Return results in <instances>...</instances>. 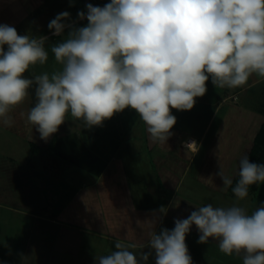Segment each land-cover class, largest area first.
Here are the masks:
<instances>
[{
    "label": "clouds",
    "instance_id": "1",
    "mask_svg": "<svg viewBox=\"0 0 264 264\" xmlns=\"http://www.w3.org/2000/svg\"><path fill=\"white\" fill-rule=\"evenodd\" d=\"M77 15L86 26H75L67 11L50 20L54 36L68 29L50 46L60 67L31 78L25 76L30 67L49 59L48 37L0 24V124L13 125L9 113L31 90L27 122L42 140L57 133L69 113L92 128L130 108L153 143H167L177 122L171 110H191L209 80L236 89L253 76L264 78V0H110L103 7L88 3ZM196 145L192 140L185 147L197 151ZM216 175L224 190L233 185L221 166ZM237 175L232 192L243 201L250 186L264 183V163L244 155ZM193 225L197 243L215 240L221 253L242 257V264H264V204L249 213L238 203L195 206L174 228L152 231L147 251L137 255L116 242L95 264H148L150 257L155 264H193L186 244Z\"/></svg>",
    "mask_w": 264,
    "mask_h": 264
},
{
    "label": "crops",
    "instance_id": "2",
    "mask_svg": "<svg viewBox=\"0 0 264 264\" xmlns=\"http://www.w3.org/2000/svg\"><path fill=\"white\" fill-rule=\"evenodd\" d=\"M109 2L0 0V24L14 26L20 35L48 37V61L31 66L25 76L51 73L60 67L50 46L62 42L68 29L62 36H54L47 27L50 20L67 11L71 22L83 27L87 20H79L78 12H86L88 3L103 7ZM206 86L218 96L196 98L195 105L202 109L195 112L194 118L201 125L190 130L174 125L167 143H153L147 126L130 108L116 113L103 126L92 128L69 113L57 133L42 140L27 122L34 103V92L30 90V95L9 113L13 125L0 124V264H13L11 242L25 235L31 239L36 234L56 235L53 254L46 253L44 258L49 264H78L82 252L85 256L81 262L90 264L94 255H89L88 247L95 245L87 239L91 236L101 247L107 241L120 242L137 255L147 251L152 231L172 229L174 220L186 218L195 206L214 203L181 196L179 188L187 177L201 182L206 179L205 167L215 155L212 149L221 138L220 130L227 119H234L239 108L248 117L257 115L258 125L251 128L254 133L242 134L232 150L234 165L225 172L233 178V185L225 192L235 199L232 187L238 180L239 160L249 155L264 127V78L253 76L246 86L236 89L216 88L211 80ZM192 140L197 141V151L187 149L183 143ZM249 193L255 208L261 206L256 191ZM255 208L247 210L251 213ZM49 224L55 227L51 230ZM198 236L193 225L186 236L193 264H242V257L221 253L215 240L197 243ZM148 264H155L153 257Z\"/></svg>",
    "mask_w": 264,
    "mask_h": 264
},
{
    "label": "rangeland",
    "instance_id": "3",
    "mask_svg": "<svg viewBox=\"0 0 264 264\" xmlns=\"http://www.w3.org/2000/svg\"><path fill=\"white\" fill-rule=\"evenodd\" d=\"M210 94H212L213 98L218 96L217 91L209 92L207 90L206 95H210ZM250 103H252V105L253 103L254 105L258 104L257 101L255 102L250 101ZM199 109H202V108H200L197 105H194V107L188 111H177L176 109H172L171 110L172 114L174 116L176 114L177 116L176 117L177 122L175 126L180 127L181 129H185V130L193 129L197 125L200 126L201 123L199 121H195L196 119L194 118L195 112ZM236 110L238 112L234 115L235 116L234 119H231V118L229 120L227 119L228 122L226 120V122L223 124V127L220 130L219 137L221 138L217 140V143H216L217 147L212 149L213 154L215 155L213 156L210 163L205 167L206 169H205L204 175L206 176V179L203 182H201L199 180H193L190 177H187L182 182L179 188V193H178L179 195L189 196V197H192L198 200H210V201L212 200L215 206L228 207V206L238 203L239 205L244 206L246 209L255 208L256 202L252 201L251 199L252 194L249 193L248 197L243 201H238L237 198L233 199L232 197H230L229 194L225 192V190L223 189V183L219 182L220 181L219 176L216 175V173L220 171V166L223 168L224 173L228 171V169L229 171L230 169H232L234 165L233 162L235 160L234 156H232L233 154L232 150L239 142L242 134L254 133L255 130L253 131L251 128L253 125L254 126L258 125V123L256 122L258 118L257 115H251V117L250 116L248 117L246 112H243L242 109L239 110V108H236ZM250 121H252V124L250 123ZM207 173L209 174L207 175ZM250 190L254 191V187L251 186L249 188V191ZM260 204L262 205L264 203L260 202ZM49 225H48V228L51 226ZM54 227L55 226H51V230ZM44 228H45V225H44ZM51 235L52 236L49 237V235L45 236V235L36 234V235H33L31 239H29V235H25L20 241L18 238L17 242L16 241L15 243L11 242L10 245H13L14 247L13 251H11L12 263L22 264V256H23V257H26V259L24 260V264H49L50 262L44 261L45 254L51 253V252L53 254L54 246L56 242L55 233ZM25 237L29 239L30 243L26 244L27 242H25V239H24ZM12 238L16 239L14 236H10L9 239H12ZM90 238L91 240L89 241H92V243L95 244V245L88 247L90 249V252H88L90 256L106 255V254H110L112 251L115 250V243L113 242L109 243L107 241L103 244V247H101L100 245H98L97 242L95 243L96 238L92 236L87 237V239H90ZM101 248L107 251H103L101 253V251H99ZM83 251L85 252V250ZM82 256L83 258L85 256L83 255V252L81 254V258ZM94 256L92 257L93 259L95 258ZM81 258H78V261H77L79 262L78 264H83L81 262ZM90 264H95V259Z\"/></svg>",
    "mask_w": 264,
    "mask_h": 264
},
{
    "label": "trees",
    "instance_id": "4",
    "mask_svg": "<svg viewBox=\"0 0 264 264\" xmlns=\"http://www.w3.org/2000/svg\"><path fill=\"white\" fill-rule=\"evenodd\" d=\"M248 157L252 162L264 163V127L259 134V137L255 138ZM253 187L256 191L257 200L264 203V183H258Z\"/></svg>",
    "mask_w": 264,
    "mask_h": 264
},
{
    "label": "built area",
    "instance_id": "5",
    "mask_svg": "<svg viewBox=\"0 0 264 264\" xmlns=\"http://www.w3.org/2000/svg\"><path fill=\"white\" fill-rule=\"evenodd\" d=\"M183 143L185 144V141H183ZM196 143H197V141H196Z\"/></svg>",
    "mask_w": 264,
    "mask_h": 264
},
{
    "label": "bare ground",
    "instance_id": "6",
    "mask_svg": "<svg viewBox=\"0 0 264 264\" xmlns=\"http://www.w3.org/2000/svg\"><path fill=\"white\" fill-rule=\"evenodd\" d=\"M186 143H189V141H187ZM186 143H185V144H186Z\"/></svg>",
    "mask_w": 264,
    "mask_h": 264
}]
</instances>
